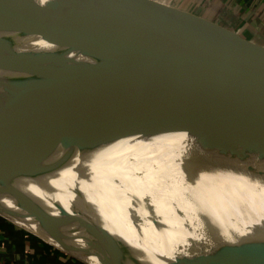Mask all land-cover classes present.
<instances>
[{
  "label": "water",
  "instance_id": "obj_1",
  "mask_svg": "<svg viewBox=\"0 0 264 264\" xmlns=\"http://www.w3.org/2000/svg\"><path fill=\"white\" fill-rule=\"evenodd\" d=\"M15 1L130 64L160 67L101 66L0 38V118L20 122L3 149L42 155L68 133L134 129L187 133L201 146L264 161V45L159 0ZM0 214L87 264H264V218L251 226L105 222L2 180Z\"/></svg>",
  "mask_w": 264,
  "mask_h": 264
},
{
  "label": "bare ground",
  "instance_id": "obj_2",
  "mask_svg": "<svg viewBox=\"0 0 264 264\" xmlns=\"http://www.w3.org/2000/svg\"><path fill=\"white\" fill-rule=\"evenodd\" d=\"M4 5L0 38L12 44L101 66L160 67L130 64L28 13L15 0ZM19 126L16 118H0V180L52 208L150 228L155 220L193 225L238 220L251 226L264 218V161L257 156L210 149L187 133L134 129L68 133L52 139L42 155L3 149Z\"/></svg>",
  "mask_w": 264,
  "mask_h": 264
},
{
  "label": "crops",
  "instance_id": "obj_3",
  "mask_svg": "<svg viewBox=\"0 0 264 264\" xmlns=\"http://www.w3.org/2000/svg\"><path fill=\"white\" fill-rule=\"evenodd\" d=\"M170 6L187 11L191 14L204 17L217 23L219 26L237 32L246 39L264 45V0H159ZM7 220L15 225L16 230L26 231L28 235L21 237V243L26 244L25 249L16 246V240L8 234V230L0 229V264H32L27 256L31 252V243L43 248V243L51 246V250L61 251L59 259L63 262L72 258L85 263L83 260L71 255L58 245L50 242L32 230L19 225L12 219L0 214V223ZM31 238V237H30ZM87 264V263H85Z\"/></svg>",
  "mask_w": 264,
  "mask_h": 264
},
{
  "label": "trees",
  "instance_id": "obj_4",
  "mask_svg": "<svg viewBox=\"0 0 264 264\" xmlns=\"http://www.w3.org/2000/svg\"><path fill=\"white\" fill-rule=\"evenodd\" d=\"M0 229L8 230V234L16 240V246L18 248H21L22 251L25 249L26 244L21 243L19 240L21 237L24 238L26 235H28L29 239L32 241V236L26 231L23 230H16L15 225L7 220H3V222L0 223ZM31 237V238H30ZM33 243V242H32ZM31 243V249H33L31 252H27V256L29 261L32 264H85L79 260H74L72 258H69L68 261L63 262L59 259V255L61 254V251L55 249L50 251L51 246L43 243V248H39L38 246Z\"/></svg>",
  "mask_w": 264,
  "mask_h": 264
},
{
  "label": "rangeland",
  "instance_id": "obj_5",
  "mask_svg": "<svg viewBox=\"0 0 264 264\" xmlns=\"http://www.w3.org/2000/svg\"><path fill=\"white\" fill-rule=\"evenodd\" d=\"M16 223H18L19 225H21V226H24V227H26V228H28V229H30V230H32V231H34V232H36L37 234H39V235H41V236H43L42 234H40L39 232H37L36 230H34L32 227H30V226H28V225H26L25 223H23V222H16ZM50 242H52L51 240H49ZM52 243H54V242H52ZM55 244V243H54ZM56 245V244H55Z\"/></svg>",
  "mask_w": 264,
  "mask_h": 264
}]
</instances>
